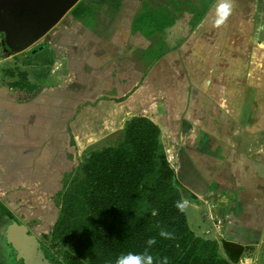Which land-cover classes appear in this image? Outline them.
<instances>
[{
  "label": "crops",
  "instance_id": "crops-1",
  "mask_svg": "<svg viewBox=\"0 0 264 264\" xmlns=\"http://www.w3.org/2000/svg\"><path fill=\"white\" fill-rule=\"evenodd\" d=\"M171 1L137 6L85 0L89 10L106 14L105 24L101 14L88 17L91 26L105 27L108 19L111 26L128 29L111 38L105 31L89 38L83 32L81 64L94 49L98 71L84 68L94 78L83 76L80 93L73 85L78 75L66 69L67 104L83 96L77 104L88 122L87 135L97 141L121 131L133 116L153 119L193 231L242 246L238 264H264V0H179L175 7ZM224 2L230 9L217 23ZM157 19L167 26L161 33L155 32L156 23L153 30L143 28ZM172 20L184 28L178 35L171 34ZM75 120H68L72 131ZM72 153L63 148L54 161L68 169ZM8 155L0 159L1 170L6 164L29 168L27 157Z\"/></svg>",
  "mask_w": 264,
  "mask_h": 264
},
{
  "label": "trees",
  "instance_id": "trees-1",
  "mask_svg": "<svg viewBox=\"0 0 264 264\" xmlns=\"http://www.w3.org/2000/svg\"><path fill=\"white\" fill-rule=\"evenodd\" d=\"M7 76L13 89L33 94L40 88L20 67L9 69ZM57 201L59 215L53 228L43 239L36 237L49 264H116L118 257L128 253L151 255L153 264H164L165 258L167 264H238L241 260L242 246L197 235L186 209L176 206L184 203L183 193L161 128L148 116H133L117 139L92 149L65 181ZM13 220L26 228L14 212L10 218L0 206V222L5 223L0 264H14L3 238ZM161 231L170 237H162ZM149 239L155 243L148 245Z\"/></svg>",
  "mask_w": 264,
  "mask_h": 264
},
{
  "label": "rangeland",
  "instance_id": "rangeland-1",
  "mask_svg": "<svg viewBox=\"0 0 264 264\" xmlns=\"http://www.w3.org/2000/svg\"><path fill=\"white\" fill-rule=\"evenodd\" d=\"M33 1L38 0H0V38L2 42L0 50V159L12 153L27 157L26 159L29 160L27 170L22 168H26V165H22L21 169H16L18 165L10 164L0 169V198L37 237L43 239L44 234L50 233L59 215L57 193L63 189L65 181L71 179L78 163L92 149L100 147L97 146L98 144L101 146L106 143L110 144V140L117 139L120 133V131L112 133L107 139L98 141L87 135L88 122L83 121L85 117L81 116V104H77L83 102V96L80 95V98H75L69 104L66 101L67 92L70 99V92L67 89L70 85L67 78L71 77L66 73V69L78 75L73 85L81 93L84 89L83 76L87 80L94 78V75L88 76L92 73H88V69L84 68L91 66L93 71H98L95 66L99 62L96 58L98 54L95 55V50L90 49L86 64H81L83 56H81L79 47L82 41L86 40L83 32H86L89 38L90 36L87 35L89 33L91 37H97L101 31H105L107 34L104 37L111 38L113 37L111 34H116L119 30H122L123 35V30L128 28H118L115 24L111 26L108 19L106 20L108 25L106 24L105 27L104 25L91 26L94 21H89L88 17L95 19L98 14H101L103 24H105L106 14L100 10H91L90 7L89 10L85 0H78L56 20H53L54 16L51 12L37 9L35 11L38 16L37 21L40 16L44 18L41 28L37 22L32 23L31 18L21 20L11 29L7 28V25L12 24L9 12L13 14L15 8L18 14L22 15L29 2ZM145 1L153 4L167 3L166 0H107L111 4L117 2L137 6ZM55 2L56 0L53 6ZM195 2L200 3L194 0L193 3ZM178 3H180L179 0H172L170 4L175 7ZM184 7H190L189 2ZM159 12L162 14L161 11ZM49 17L51 25L46 24ZM83 17L87 18L86 25H83ZM12 19L14 21V18ZM171 22L173 25L171 34L178 35V31L181 32L184 28L178 27L176 20ZM39 23L41 25V22ZM153 23L154 25L149 26V24L143 28L153 30L155 23L162 24L155 26L157 33L158 26H165L164 21ZM52 53L57 56L56 59L54 55L51 56ZM16 67L27 70L30 79L40 85V88L33 94L30 95L7 85L11 81L7 76V71ZM90 84L88 82V86ZM60 85H65L66 88L59 87ZM77 94L78 92L76 96ZM93 102L92 104L96 106L97 101ZM72 104H76L74 109ZM73 116L76 117L74 131L68 123ZM96 141L98 144H93ZM66 147L73 151V164L68 169H61L54 160ZM14 158L20 160L18 157ZM52 159L54 164L51 162L48 164V161ZM190 210L191 207L187 212L194 226L195 217ZM4 225V222H0V233ZM4 251L5 246L0 242V261Z\"/></svg>",
  "mask_w": 264,
  "mask_h": 264
},
{
  "label": "water",
  "instance_id": "water-1",
  "mask_svg": "<svg viewBox=\"0 0 264 264\" xmlns=\"http://www.w3.org/2000/svg\"><path fill=\"white\" fill-rule=\"evenodd\" d=\"M54 1L55 0H38L37 2H29L25 11L22 12V15L18 14V11L14 8L13 14L9 12L10 18H14V21L13 19H10V23L12 24L7 25V28L10 27L11 29L14 24H18L23 19L27 20V18H31L32 23L37 22L41 28L44 18L40 16L37 21L38 16L35 12L37 9H44L48 13L51 12L52 16H54L53 20H56L70 7L77 3L78 0H56L55 5L53 6ZM39 22H41V25ZM49 22L51 23L50 17L46 24L51 25ZM0 206L4 214L8 215L10 218L13 217L12 210L2 201L1 198ZM25 226L26 228H24L20 220H13V222L9 224V229L3 237L10 245L11 259L14 261V264H49L46 256L38 247L40 243L36 240L37 236L29 230L26 224Z\"/></svg>",
  "mask_w": 264,
  "mask_h": 264
},
{
  "label": "clouds",
  "instance_id": "clouds-1",
  "mask_svg": "<svg viewBox=\"0 0 264 264\" xmlns=\"http://www.w3.org/2000/svg\"><path fill=\"white\" fill-rule=\"evenodd\" d=\"M230 9V5L226 2L221 3L219 6V14L221 19L217 21V23H221L223 17H226ZM181 211L185 208V203H177L176 205ZM160 235L162 237L168 238L170 237V233L161 231ZM148 245H152L155 243L154 239L148 240ZM116 264H153V257L146 253L137 254V253H128L125 255H121L117 258ZM164 264H167V260L165 258Z\"/></svg>",
  "mask_w": 264,
  "mask_h": 264
}]
</instances>
